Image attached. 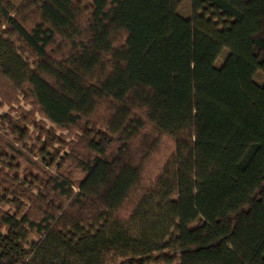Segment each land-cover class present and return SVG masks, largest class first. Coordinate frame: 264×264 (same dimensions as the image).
<instances>
[{
    "label": "trees",
    "instance_id": "16d2710c",
    "mask_svg": "<svg viewBox=\"0 0 264 264\" xmlns=\"http://www.w3.org/2000/svg\"><path fill=\"white\" fill-rule=\"evenodd\" d=\"M183 1L0 0V264H264V0Z\"/></svg>",
    "mask_w": 264,
    "mask_h": 264
},
{
    "label": "rangeland",
    "instance_id": "374dc122",
    "mask_svg": "<svg viewBox=\"0 0 264 264\" xmlns=\"http://www.w3.org/2000/svg\"><path fill=\"white\" fill-rule=\"evenodd\" d=\"M11 3L15 6L18 7L21 4V0H11ZM179 14L184 17V18H189L191 17V7H190V0H184L183 3L180 5L179 9H178ZM227 54V50H222V52L220 53V55L218 56L216 62H215V66H219L222 61L224 60L225 56ZM253 81L258 84V85H262L264 83V74L261 71H258L254 74L253 76ZM104 110L100 109L97 111V115H94L91 117V119H89L88 121L90 122V124L94 123L98 126H101L102 124V119H103V113ZM6 112H11V114H17L19 112H24V113H29V118L30 120L35 121L37 123H42L45 124L46 128L50 127L51 124L49 122H47L41 115L40 113L37 111V109L34 107V105L31 103V101L29 99H19L18 102H14L12 100H8L5 103V106L2 108H0V114H5ZM16 112V113H15ZM88 122V123H89ZM54 128V127H53ZM30 131L33 130L32 126H30ZM78 128H69V129H56L55 128V134L56 135H61L63 137H65L66 139L71 138L74 134H76V132ZM31 240H33V238H31ZM37 255H39L38 253H36ZM41 258H43L44 256L39 255Z\"/></svg>",
    "mask_w": 264,
    "mask_h": 264
}]
</instances>
